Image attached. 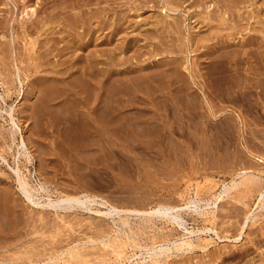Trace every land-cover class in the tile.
Masks as SVG:
<instances>
[{
	"label": "rangeland",
	"instance_id": "374dc122",
	"mask_svg": "<svg viewBox=\"0 0 264 264\" xmlns=\"http://www.w3.org/2000/svg\"><path fill=\"white\" fill-rule=\"evenodd\" d=\"M70 1L0 0V264H264V12Z\"/></svg>",
	"mask_w": 264,
	"mask_h": 264
},
{
	"label": "bare ground",
	"instance_id": "6f19581e",
	"mask_svg": "<svg viewBox=\"0 0 264 264\" xmlns=\"http://www.w3.org/2000/svg\"><path fill=\"white\" fill-rule=\"evenodd\" d=\"M75 1V0H74ZM74 1H70L71 2V4H72V2H74ZM78 1V0H77ZM77 1H75V2H77ZM80 1H82V0H79V2H77V3H75V4H78V5H80V3H83L84 2V0L82 1V2H80ZM169 1V0H168ZM182 0H170V3H177L178 4V2H181ZM217 1V0H216ZM218 1H221V2H224V0L222 1V0H218ZM225 1H227V0H225ZM232 2H231V4H232V6H228V8H227V6H226V4H225V2L223 3V4H221V3H218V4H220V5H223V7L221 8V6L220 5H218L217 4V6H215L216 4H214V3H216V2H214L213 4H214V6L215 7H217L216 8V12L215 11H213V16L212 17H214V18H216L215 17V15H214V12L217 14V18L220 20V23L222 22V23H224L225 21H226V17H227V15H226V13L228 14V11H233V13L232 14H234V16H236V18H235V20L237 19V23L239 22V23H241L240 21H242V19H244L245 20V22L247 23V24H249V25H251L252 26V24H253V22L252 21H250V20H254L253 18H256V16H258L257 18H259L260 16H262L263 14H262V12H264V10L262 9V7L260 8L259 6H261L262 4L260 3V5L257 7H254V8H252V9H250V10H252V12L251 11H249L250 13H241L242 11V9L239 7V8H237L241 3H243V4H245V2L246 3H248V2H250L249 0H231ZM255 1V0H254ZM256 1H258V0H256ZM85 2H87L88 4H89V2H88V0H85ZM185 2V1H184ZM73 3V5H75ZM87 3H84L85 5H83V6H86L87 5ZM181 4V3H180ZM252 4V3H251ZM250 4V5H251ZM256 4V3H255ZM176 5V4H175ZM179 5V4H178ZM208 5V4H207ZM229 5V4H228ZM246 5V4H245ZM248 5H249V3H248ZM247 5V6H248ZM253 5V4H252ZM64 6V5H63ZM170 6H174L173 4L172 5H170ZM262 6H264V4L262 5ZM75 7V6H74ZM191 7V6H190ZM210 7H211V4L210 5H208L207 6V15H209V17L207 16H203L204 17V19L206 20V19H210V18H212L211 17V10H210ZM230 7V8H229ZM246 7V6H245ZM205 8V7H204ZM213 8V7H212ZM256 8V9H255ZM214 9V8H213ZM233 9V10H232ZM175 11V10H177V8L174 6V7H171L170 8V11ZM204 10V9H203ZM209 10V11H208ZM249 9H247V11H248ZM86 11V10H85ZM234 11L236 12V13H234ZM241 11V12H240ZM244 11H245V9H244ZM204 12V11H203ZM79 13V12H78ZM205 13V12H204ZM203 13V14H204ZM73 14V13H72ZM169 14V13H168ZM198 14H200V13H198ZM255 14V15H254ZM260 14H262V15H260ZM76 15H80V14H76ZM195 15V14H194ZM193 15V16H194ZM231 15V14H230ZM260 15V16H259ZM81 16V15H80ZM80 16L79 17H77L78 19L80 18ZM234 16L232 17V18H234ZM198 17H200V15L198 16ZM253 17V18H252ZM262 17H264V16H262ZM216 18V19H217ZM63 19H64V17H63ZM77 19V20H78ZM203 19V20H204ZM229 19V18H228ZM171 20V19H170ZM204 20V21H205ZM79 21H81V19L80 20H78L77 22H79ZM228 21V20H227ZM257 21V20H256ZM259 21V20H258ZM262 21H264V18L262 19ZM174 22V21H173ZM196 22L197 23H199L198 22V18L196 19ZM231 22V21H230ZM233 22V21H232ZM231 22V23H232ZM243 22V21H242ZM252 22V24H250ZM80 23V22H79ZM82 23V22H81ZM161 23V22H160ZM159 23V24H160ZM201 23V22H200ZM208 23V22H207ZM219 23V24H220ZM238 23V24H239ZM259 23H261V22H259ZM258 23V24H259ZM225 24H226V22H225ZM238 24L236 25V23H234V27H232V28H237V26H238ZM262 24H264L263 22H262ZM85 25V24H84ZM167 25V24H166ZM173 25V24H172ZM210 26H211V24H209ZM241 25V24H240ZM248 25V26H249ZM233 26V25H232ZM241 26H244V23H243V25H241ZM246 26V25H245ZM250 26V27H251ZM254 26V25H253ZM252 26V27H253ZM201 27V26H200ZM205 27H207V26H205ZM213 27V26H212ZM208 28H209V26H208ZM240 27L238 26V29H239ZM242 28V27H241ZM255 27H253V29H254ZM211 29V28H210ZM217 29V28H216ZM245 29V28H244ZM251 29V28H250ZM249 29V30H250ZM253 29H251V30H253ZM257 28H255L254 30H256ZM247 30V29H246ZM250 30V31H251ZM208 31V30H207ZM241 31V30H240ZM220 32V31H219ZM210 33V32H209ZM168 34V33H167ZM214 34V33H213ZM221 36V35H220ZM80 37V36H79ZM207 37L209 38V34L207 35ZM211 37V36H210ZM213 37V36H212ZM211 37V38H212ZM215 37V36H214ZM228 37V36H227ZM250 37V36H249ZM222 38V37H221ZM217 39H218V37H217ZM206 40V39H205ZM220 40V39H219ZM222 40V39H221ZM188 41V40H187ZM208 41V40H207ZM80 42H81V40H80ZM218 42V41H217ZM206 44V43H205ZM208 45V44H207ZM228 46H230V45H228ZM241 46H243V44L241 45ZM205 47V46H204ZM222 47V46H221ZM219 48V46H218V49H222V48ZM225 47V46H224ZM32 48V47H31ZM206 48V47H205ZM218 49H213V50H210V47L209 48H207V53H206V56L208 55V57H210L211 55H215L216 56V54H217V56H219V54L221 53ZM162 51V50H161ZM219 51V52H218ZM167 52V51H166ZM169 52V51H168ZM204 52V51H203ZM202 52V53H203ZM244 52L246 53V50H244ZM251 52V51H250ZM164 53V52H163ZM219 53V54H218ZM248 53V52H247ZM203 56H205L204 54H202ZM207 59V58H206ZM208 60V59H207ZM131 66V65H130ZM87 69V68H86ZM166 72V71H165ZM173 72V71H172ZM82 73V72H81ZM86 73V72H85ZM254 74V73H253ZM84 75V74H83ZM83 75H82V79H83ZM86 76V75H85ZM85 78V77H84ZM128 78V77H127ZM86 79V78H85ZM143 79V78H142ZM174 79V78H173ZM249 80V79H248ZM91 81V80H90ZM82 82V81H81ZM97 83H99V82H97ZM99 85V84H98ZM146 85V84H145ZM95 87H97V86H95ZM128 88V87H127ZM258 89V88H257ZM84 90L86 91V89H85V87H84ZM82 91H83V88H82ZM94 91H96V90H94ZM94 91H92V92H94ZM51 93V92H50ZM94 94V93H93ZM96 92H95V94L93 95V97L94 96H96ZM87 96V95H86ZM128 96V95H127ZM99 97V96H98ZM98 97H96V98H98ZM206 97V96H205ZM244 97V96H243ZM85 97H83V99H84ZM95 98V97H94ZM92 98L93 99V103H92V109H94L93 108V105H95L96 106V103L98 102L97 101V99L95 98ZM188 98V97H187ZM86 99H87V97H86ZM95 101H97V102H95ZM85 102V101H84ZM111 102V101H110ZM86 103H87V101H86ZM85 104V103H84ZM84 104H82V105H84ZM98 104V103H97ZM87 106V105H86ZM91 106V105H90ZM84 108H85V106H83ZM125 107V106H124ZM91 108V107H90ZM87 111V110H86ZM85 113V112H84ZM92 114V113H91ZM91 114H89V115H91ZM89 116L87 115V118H88ZM81 118V117H80ZM82 119V118H81ZM85 119V118H84ZM83 119V120H84ZM150 119V118H149ZM84 122H85V120H84ZM96 122V121H95ZM91 124H92V122H91ZM100 124V123H99ZM118 124V123H117ZM90 125V124H89ZM95 125V124H94ZM100 126V125H99ZM92 127V126H91ZM102 128V127H101ZM59 129V128H58ZM61 131V130H60ZM94 131H95V129H94ZM107 134H108V132H107ZM252 173V172H251ZM237 175V174H236ZM238 176H240V178L243 180H240V181H242V184L245 182H248V184H249V182H250V185H252L253 183H254V180H256L257 181V179H258V177L257 176H255L254 174H248V172H239L238 173V175H237V177ZM257 177V179H255ZM260 179V178H259ZM258 179V180H259ZM20 180V179H19ZM255 181V183H257ZM244 183V184H245ZM253 184L254 186H260V185H258V184ZM26 184L27 183H25V182H21L20 181V185H21V188L22 189H24L25 191H27V189H26ZM237 184L238 183H236V186H237ZM233 185H234V183H233ZM238 185H240V182H239V184ZM249 185V187H251ZM27 186H28V184H27ZM43 187V186H42ZM255 188V187H254ZM261 188V187H260ZM257 189V188H256ZM259 189V188H258ZM263 189V188H262ZM261 190V189H260ZM32 191V190H31ZM27 193H29V192H27ZM87 194V193H86ZM27 197H28V199H30L29 197L30 196H28V195H26ZM79 196H81V195H79ZM79 196H77V197H73V196H65V197H62V198H59V199H57L56 201H53V202H49L48 201V204L49 205H51V206H53L54 208H55V206H58L60 203L62 204V203H75V204H79V206H80V204L81 205H85V203H90V202H92V201H94L95 202V198L96 197H91V196H88V194L87 195H84L83 194V197H79ZM259 197H260V200H262V202H264V189L263 190H261V192H259ZM85 199V200H84ZM104 203V202H103ZM260 204V203H259ZM73 205V204H72ZM262 205V204H261ZM65 206V205H64ZM75 206V205H74ZM72 208V207H71ZM74 208V207H73ZM173 209H175V207H171V206H164V207H159V209H157V210H153V211H145V212H142V213H144V214H149V215H151V214H153V213H160V214H163V215H167L171 210H173ZM112 210H113V208H112ZM111 210V211H112ZM115 210V209H114ZM112 211V212H115V211ZM117 211V210H116ZM135 211V210H134ZM121 211H119V212H117V213H120ZM133 212V211H132ZM248 214V213H247ZM250 216V215H249ZM244 217H246V216H244ZM247 218H245V220H246ZM125 223V222H124ZM244 225H247L246 224V222H244ZM245 227V226H244ZM243 227V228H244ZM223 234V233H222ZM94 236V235H93ZM234 240V239H233ZM237 240V238L235 239V241ZM30 245V244H29ZM107 245V244H106ZM184 246V245H188V241L187 242H185V241H183L182 243H181V245L180 246ZM189 246H190V244H189ZM159 250H160V253H162V254H164V252L167 250H165L164 248L163 249H160L159 248ZM140 253V252H139ZM166 253V252H165ZM104 254V253H103ZM156 254V253H155ZM96 255V254H95ZM79 257V256H78ZM152 258V257H151ZM10 264H13V263H10Z\"/></svg>",
	"mask_w": 264,
	"mask_h": 264
}]
</instances>
